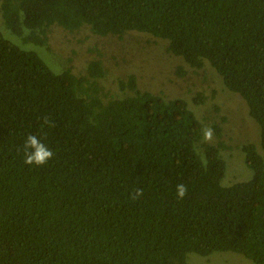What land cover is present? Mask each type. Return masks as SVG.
<instances>
[{"label": "trees", "instance_id": "obj_1", "mask_svg": "<svg viewBox=\"0 0 264 264\" xmlns=\"http://www.w3.org/2000/svg\"><path fill=\"white\" fill-rule=\"evenodd\" d=\"M0 14L31 31L24 43L58 26L165 40L189 67H213L260 126L259 146L241 145L252 176L223 185L222 127L205 141L187 100L133 73L105 90L101 59L56 72L0 33V264H198L189 253L216 251L264 264V0H0ZM29 134L52 150L46 165L25 164Z\"/></svg>", "mask_w": 264, "mask_h": 264}, {"label": "rangeland", "instance_id": "obj_2", "mask_svg": "<svg viewBox=\"0 0 264 264\" xmlns=\"http://www.w3.org/2000/svg\"><path fill=\"white\" fill-rule=\"evenodd\" d=\"M29 32L24 27L23 34H13L0 14V33L21 48L39 53L56 72L70 67L73 72L81 74L85 72L87 61L101 59L107 69L106 77L100 80L105 90L115 89L119 78L133 73L140 89L160 93L165 98H184L198 116L205 118L206 128H211L214 122L222 127V139L227 146L223 153L227 167L221 184L229 185L252 176L241 145L252 142L259 146L260 126L250 116L246 101L229 90L210 65L200 69L189 67L181 57L166 51L167 41L146 33L129 32L123 39H117L96 35L86 26L75 32L58 26L48 33L44 45H38L32 40L24 43ZM19 37L23 41L17 39ZM179 66L185 70L184 74L177 72ZM198 93L205 97L202 103L194 102ZM188 258H197L198 264H253L250 259L232 251H216L209 255L191 252ZM187 261L194 264L189 259Z\"/></svg>", "mask_w": 264, "mask_h": 264}, {"label": "clouds", "instance_id": "obj_3", "mask_svg": "<svg viewBox=\"0 0 264 264\" xmlns=\"http://www.w3.org/2000/svg\"><path fill=\"white\" fill-rule=\"evenodd\" d=\"M43 125H48L49 127H53L52 122L45 117L43 120ZM204 140L211 141L213 139V129L206 128L204 130ZM24 155H25V164L28 165H36V166H44L46 165L52 158L53 152L48 146L43 143V141L34 134H29L26 137L24 143ZM188 192V188L183 183H180L176 186V195L179 199H183ZM143 195V189L137 188L135 192L131 195V199L136 200Z\"/></svg>", "mask_w": 264, "mask_h": 264}]
</instances>
